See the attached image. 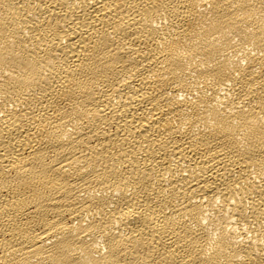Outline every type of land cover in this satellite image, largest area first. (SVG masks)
<instances>
[{
    "label": "bare ground",
    "instance_id": "1",
    "mask_svg": "<svg viewBox=\"0 0 264 264\" xmlns=\"http://www.w3.org/2000/svg\"><path fill=\"white\" fill-rule=\"evenodd\" d=\"M0 264H264V0H0Z\"/></svg>",
    "mask_w": 264,
    "mask_h": 264
}]
</instances>
